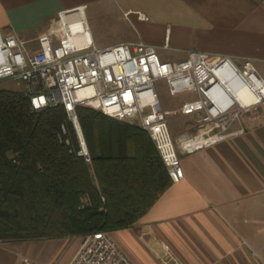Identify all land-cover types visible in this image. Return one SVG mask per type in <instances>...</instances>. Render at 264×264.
Instances as JSON below:
<instances>
[{
  "label": "crops",
  "instance_id": "crops-1",
  "mask_svg": "<svg viewBox=\"0 0 264 264\" xmlns=\"http://www.w3.org/2000/svg\"><path fill=\"white\" fill-rule=\"evenodd\" d=\"M82 5L96 22L90 30L99 47L144 41L164 60L192 50L213 60L251 58L264 77V0H0V32L16 33L37 50L60 12ZM241 125L242 134L180 151L184 177L133 226L110 232L136 264L158 259L163 242L186 264L251 263L252 243L264 235V104L235 128ZM84 238L2 242L0 264H21L23 255L68 264Z\"/></svg>",
  "mask_w": 264,
  "mask_h": 264
},
{
  "label": "built area",
  "instance_id": "built-area-1",
  "mask_svg": "<svg viewBox=\"0 0 264 264\" xmlns=\"http://www.w3.org/2000/svg\"><path fill=\"white\" fill-rule=\"evenodd\" d=\"M85 10L82 5L60 12L54 25L39 36L37 50L28 48L27 41L16 33L0 32V80L13 78L23 83L36 110L63 106L77 130L81 145L78 154L90 158L77 114V107L85 105L147 130L176 181L184 177L180 151H192L219 138L244 133V125L235 128V124L264 104V77L253 59L239 63L229 56H219L213 60L210 52L192 50L183 59L164 60L158 46L144 41L99 47ZM223 75L235 87L248 85L255 100L243 103ZM158 79L167 81L172 95L184 91L197 94L179 109L197 116L196 134L173 137L168 119L173 111L162 104L156 88ZM63 131L67 132L65 125ZM66 141L70 143V139ZM158 259L161 264H186L166 242ZM21 264L43 263L23 255ZM68 264L136 263L110 232L97 231L85 236Z\"/></svg>",
  "mask_w": 264,
  "mask_h": 264
},
{
  "label": "trees",
  "instance_id": "trees-1",
  "mask_svg": "<svg viewBox=\"0 0 264 264\" xmlns=\"http://www.w3.org/2000/svg\"><path fill=\"white\" fill-rule=\"evenodd\" d=\"M77 114L89 159L63 106L36 110L24 90L0 89L2 242L131 227L173 183L143 127L85 105Z\"/></svg>",
  "mask_w": 264,
  "mask_h": 264
},
{
  "label": "rangeland",
  "instance_id": "rangeland-1",
  "mask_svg": "<svg viewBox=\"0 0 264 264\" xmlns=\"http://www.w3.org/2000/svg\"><path fill=\"white\" fill-rule=\"evenodd\" d=\"M88 23L91 29L95 31L96 22L94 19L89 17ZM1 88L23 90L24 84L13 78H3L0 80V89ZM156 88L164 107L173 111V113L168 116L173 137L179 139L181 136L196 134L199 128L197 116L194 114L183 115L179 109L183 102L196 98L197 94L192 91H184L177 95H172L165 79H158L156 81ZM252 110H254V108ZM252 244L253 248L250 250V264H264V235H261L259 239L254 240ZM150 261L151 264H161L159 259L152 258Z\"/></svg>",
  "mask_w": 264,
  "mask_h": 264
},
{
  "label": "bare ground",
  "instance_id": "bare-ground-1",
  "mask_svg": "<svg viewBox=\"0 0 264 264\" xmlns=\"http://www.w3.org/2000/svg\"><path fill=\"white\" fill-rule=\"evenodd\" d=\"M223 79L231 88H233L236 97L239 98L243 103L251 104L255 100V95L248 85L235 87L233 81L228 80L225 76L223 77Z\"/></svg>",
  "mask_w": 264,
  "mask_h": 264
},
{
  "label": "water",
  "instance_id": "water-1",
  "mask_svg": "<svg viewBox=\"0 0 264 264\" xmlns=\"http://www.w3.org/2000/svg\"><path fill=\"white\" fill-rule=\"evenodd\" d=\"M80 132L84 136L82 126L80 127Z\"/></svg>",
  "mask_w": 264,
  "mask_h": 264
}]
</instances>
